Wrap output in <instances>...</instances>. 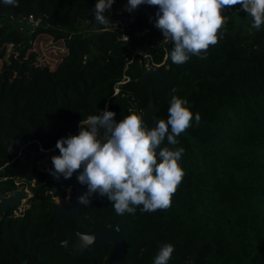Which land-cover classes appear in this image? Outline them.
<instances>
[{
	"label": "trees",
	"instance_id": "trees-1",
	"mask_svg": "<svg viewBox=\"0 0 264 264\" xmlns=\"http://www.w3.org/2000/svg\"><path fill=\"white\" fill-rule=\"evenodd\" d=\"M96 3L18 0L16 7L0 0V45L25 34L20 75L28 72L27 54L39 34L62 41L66 50L54 67L39 66L18 89L0 92V195L24 187L32 194L19 215L20 205L0 206V264H113L112 243L84 256L65 250V228L50 214L54 198L66 199L73 182L55 179L31 159L106 107L117 121L133 110L143 113L150 99L143 69L168 65L163 34L150 22L157 7L120 14L128 0H115L106 13L113 24L104 26L95 20ZM252 23L246 12H232L206 59L171 62L150 77L156 103L165 104L159 120L168 117L171 95L186 98L193 116L201 115L177 145H161L184 149L179 163L185 175L171 206L117 215L97 194L73 219L83 234L102 230L110 219L123 222V264H154L164 243L174 245L168 264H264V25L257 30ZM22 24L32 29L25 33Z\"/></svg>",
	"mask_w": 264,
	"mask_h": 264
},
{
	"label": "clouds",
	"instance_id": "clouds-1",
	"mask_svg": "<svg viewBox=\"0 0 264 264\" xmlns=\"http://www.w3.org/2000/svg\"><path fill=\"white\" fill-rule=\"evenodd\" d=\"M18 7V0H3ZM115 0H97L95 20L100 25L113 24L109 15ZM141 5L157 7L150 17L164 40L171 43L172 63L180 65L191 56L206 59L210 46L218 43V32L224 25L223 13L240 5L252 18V27L264 25V0H128L126 10L132 12ZM173 93L176 89L171 90ZM189 101L171 95L167 119L148 127L143 114L132 112L116 120L115 111L107 107L98 115H90L79 122L76 135L60 138L56 143L59 155L51 157L50 174L57 180L69 179L78 173L77 180L87 186L78 196V203L88 206L92 197H107L117 215L135 214L168 209L185 173L180 166L184 149L161 147L177 145V137L185 132L193 119L198 124L199 112L191 111ZM69 195L71 189H68ZM84 247L94 243V237L78 234ZM174 245L164 243L154 257V264H168Z\"/></svg>",
	"mask_w": 264,
	"mask_h": 264
},
{
	"label": "water",
	"instance_id": "water-1",
	"mask_svg": "<svg viewBox=\"0 0 264 264\" xmlns=\"http://www.w3.org/2000/svg\"><path fill=\"white\" fill-rule=\"evenodd\" d=\"M171 62L172 61L170 58L168 65L162 70L147 71L146 69H143L145 85L150 93L148 105L142 113L143 120L145 121L148 127L155 126V122L159 120L158 113L165 106V104L156 103L154 91L150 83V77L152 75H158L163 71L167 70ZM132 112L140 114L137 110H133ZM40 169L46 172H50L49 170L52 168ZM77 176L78 173H74L71 178L66 179L73 182V187L75 188V194L72 200L69 202L66 199H63L59 203H56L55 201L52 202L53 210L50 214L51 218L56 217L60 219L65 228L67 234V238L63 242L65 250L75 255L84 256L90 253H96L99 247L105 246L108 243H112L114 246V264H123V229L125 226L123 222L119 223L116 219H110L108 220L106 227L102 230L92 234H86L94 237V243L88 247H84L81 241L79 240L78 234L83 233H80L74 228L73 219L75 217H81L83 215L81 213V208L83 207V205L78 203L77 198L78 196L82 195L87 191V186L81 185L77 180ZM60 179H64V177L61 176ZM29 197L30 196L25 189H15L11 192L9 196L0 195V206L3 210H6L9 206H19L21 205L23 199H27Z\"/></svg>",
	"mask_w": 264,
	"mask_h": 264
},
{
	"label": "rangeland",
	"instance_id": "rangeland-1",
	"mask_svg": "<svg viewBox=\"0 0 264 264\" xmlns=\"http://www.w3.org/2000/svg\"><path fill=\"white\" fill-rule=\"evenodd\" d=\"M126 5L123 4L120 7L119 13L122 14L126 11ZM231 20V19H230ZM236 23H240L241 17L236 15L234 18ZM32 26H34L32 24ZM246 27V26H245ZM32 29L31 26H25L22 24V30L25 33ZM19 40L15 44H4L0 45V92L2 88H16L20 87L23 83H26L28 80H31L33 73L36 72V69L41 67H54L58 61L66 54L65 45L62 41L54 40L49 34L41 33L37 36L33 42V48L28 51L27 57L28 61L26 63L27 73L25 75H20L18 72L20 58H19V48L22 42L24 41L25 34L21 33L19 35ZM35 54V55H33ZM18 56V57H17ZM17 57V58H16ZM16 60V61H14ZM32 76V77H31ZM38 155H41L39 159ZM53 155H59V149L43 150L41 149L38 154L32 152L31 159L35 160L36 164L40 168H53L51 157ZM25 189L29 196H31V191L28 187L20 188ZM71 193L67 190V201H71L74 194L75 188L70 187ZM28 199V198H27ZM27 199H23L21 205L15 211L16 215H19L24 208L27 206ZM56 203H59L61 200L57 197L54 198Z\"/></svg>",
	"mask_w": 264,
	"mask_h": 264
},
{
	"label": "built area",
	"instance_id": "built-area-1",
	"mask_svg": "<svg viewBox=\"0 0 264 264\" xmlns=\"http://www.w3.org/2000/svg\"><path fill=\"white\" fill-rule=\"evenodd\" d=\"M234 11H243L242 9H241V6L239 7V8H231V9H228V10H226L224 13H223V15H224V18H225V20H224V25H223V27L221 28V29H223L226 25H227V23H228V21H229V16H230V14L232 13V12H234ZM132 20V19H131ZM29 21L30 22H34L36 25L39 23V20H35L32 16H30L29 17ZM120 22V21H119ZM220 29V30H221ZM219 30V31H220ZM128 38V36H124V39H127ZM162 45H163V47H164V49L166 50V56H165V60L167 59V57L169 56V54H170V43L168 42V41H166V40H164L163 39V41H162ZM154 65H156V66H160L161 64H154ZM152 64H147V66H146V70L147 71H152V70H154L153 68H152ZM119 92V88H116V91H115V94H117ZM79 131H80V127H79V125H78V127H77V130L73 133V135H76V134H78L79 133ZM54 150L56 149V148H53ZM51 150V149H50Z\"/></svg>",
	"mask_w": 264,
	"mask_h": 264
},
{
	"label": "flooded vegetation",
	"instance_id": "flooded-vegetation-1",
	"mask_svg": "<svg viewBox=\"0 0 264 264\" xmlns=\"http://www.w3.org/2000/svg\"><path fill=\"white\" fill-rule=\"evenodd\" d=\"M106 245H107V244H106ZM99 248H100V247H99ZM99 248H98V249H99ZM98 249H97V251H98ZM97 251H96V252H97ZM113 264H114V257H113Z\"/></svg>",
	"mask_w": 264,
	"mask_h": 264
}]
</instances>
